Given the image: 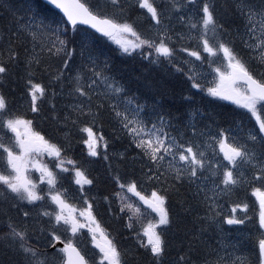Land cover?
<instances>
[{
  "label": "snow or ice",
  "instance_id": "obj_1",
  "mask_svg": "<svg viewBox=\"0 0 264 264\" xmlns=\"http://www.w3.org/2000/svg\"><path fill=\"white\" fill-rule=\"evenodd\" d=\"M111 5L117 8L121 15L126 13L127 8L132 5L120 6L119 0H110ZM196 0H186L187 5H192ZM48 3L54 6L63 14V19L57 23L55 30L51 25L45 24L43 21L36 22L35 17H32V23L21 25V30L28 31L33 39L36 38V31L33 29H41L42 32H50L56 36L59 47H55V53H64L68 59L63 60L64 67L67 68L70 64L71 58L76 52V47L71 50L67 48L69 43L78 45L80 54L83 57L85 51L89 48L92 40V34L84 32L80 35L79 39L75 35L68 36L69 26L71 31L76 33L79 31L78 25H87L89 28L94 29L96 33L109 38L116 36L132 37V39L117 40L121 49L125 53L131 50L143 48L147 46L154 49L158 56L165 58L171 57L173 49L169 47L167 40L171 37L167 36L168 29L164 27L161 31L163 24V17L165 11L171 13L172 11L179 12L183 7L177 0H170L169 9H159L154 0H133V3L138 5L140 9H146L150 15L151 21L154 22L153 27L156 28V38L142 36L133 23L127 19H117L115 14L109 15L99 10H94L86 0H48ZM234 7L240 17L244 20V32L241 34L237 30V35L240 36L241 42L245 48L252 49L259 52V63L262 65L259 73L254 72L243 58L235 51L227 41L219 38L217 30L223 28L215 19L213 12V5L208 0H204L202 6L198 11L199 20L197 23H191L192 29L200 27L198 35L194 38L198 41V47H202L203 52L207 53L209 57L217 56L219 53L223 55L224 66L216 67L213 71L218 78L215 86L209 87L207 92L210 96L220 97L224 100H230L243 109H246L251 117L255 119V124L258 126V133H249V140L252 142L253 147L250 149L247 144L227 143L225 133L222 130L219 133L218 144L220 152L223 153V158L228 162L231 167L223 166L222 162L213 166L212 175L217 176L220 167H223V178L219 183H214L213 189H206L201 184H197V194L200 192L205 193V200H211L208 208V219L217 222V218L221 217V213L217 211L218 205L215 204V198L221 194H229L232 191V186L243 183L240 176L234 172L239 163L250 164L255 170L252 180L262 182L261 187H253L252 195L256 197L259 202V229L264 230V0H233ZM5 7H9L5 5ZM13 15L15 12L13 11ZM184 19L183 16L180 17ZM63 25V35L67 38H61L59 33L60 26ZM227 31V30H226ZM18 33L12 31L10 33L9 43V61L18 59V53L14 50L13 46L16 40L11 37H16ZM247 36V39H244ZM183 39V36H181ZM190 56L201 60V52L198 50H190L183 48ZM48 51H52L48 49ZM28 78L25 82L26 94L31 98V111L38 112V95L42 97L45 89L38 83H34L31 79L33 72L31 66L33 62L37 65L41 63L38 58L27 57ZM88 60L91 64V72L94 79L87 87L81 85V77L79 74L76 76L74 88L71 93L78 94V97H87L89 101L92 99L90 89L96 84L97 80H103L107 83V78L104 77L101 71L96 70V60L89 54ZM211 65V61H210ZM87 67V65H86ZM9 69L6 62H0V76L8 74ZM63 76V71L53 77L57 82H60ZM193 81V88H200L201 85L195 82L193 76H189ZM107 87L113 89L116 93L122 89L107 84ZM70 93V94H71ZM55 95V93H53ZM55 105H53V108ZM72 112L78 113L79 116H89L92 118V123H95L96 115L99 113V108L103 107L102 104L97 106L96 115L93 114L90 104L85 105L83 102L76 103L70 106ZM7 112V101L3 95H0V130H6L14 134V142L4 143V137L0 136V165L4 167L0 169V185H3L8 194H11L16 201L27 202L29 205H35L37 202H43L46 198L55 205V210L48 211L42 209L38 215L41 217L49 218V227L45 229L40 228V233H47V245L55 250V254L49 258L45 256L43 259H37L39 252L36 247L30 243L29 226L25 222L22 228L16 226L11 220L7 223V231L0 232V248L3 249L4 259H0V264H90L86 259L81 249L75 242L77 234L81 233L82 229H87L88 234L96 249L99 250V260L96 264H123L122 254L117 245L112 239L108 237L104 229L101 227L96 216L93 214V207L84 199L86 208H77L75 205L70 204L67 200V189L57 190V173L44 163L41 159L45 154L48 157L55 158V167L63 172H68L70 169L64 167L65 160L62 158L63 149L57 144L52 143L46 139L38 131H34L31 127L32 121L25 119L19 115H5ZM116 116L122 117L123 129L131 137L132 143L142 153V160L148 163L141 165L142 168L147 167L148 173H145V179L148 181H155L160 184H168V188L162 189L164 193L169 190H177L178 184H183L185 181L189 185L196 184L201 180L205 168V152L199 150V145L193 144L191 141L183 140V133L177 136H172L166 131V125L163 116L159 117L160 125L155 123L148 127L147 123L139 118L138 112H133L131 118L129 117L128 110L123 113L116 111ZM54 119H58L55 115ZM70 119L69 115L64 116V120ZM73 124L78 123L77 119H72ZM80 131L87 134V139L83 143L87 145L89 155L95 157L98 155L97 145L103 142L105 149L108 147V142L103 135H97L93 131L92 126H85L80 128ZM193 135H196V129L193 126ZM123 156V153L120 154ZM169 157L171 159H169ZM108 160L107 155L104 156ZM166 162V166H165ZM68 164L73 167L71 171L74 172V183L80 186V191L83 194V186L85 184H92V180L88 179L84 172L76 166L75 161L67 160ZM29 168L35 169L39 173V180L35 181L28 173ZM161 169H164L161 171ZM163 178V179H162ZM117 184L123 190L134 194L151 210L155 213V218L148 221L145 226H142L143 237H146L147 242L144 243L142 238L139 239L140 247L149 251L151 258L156 261V264H162V259L165 254V240L162 236L161 226H170L171 219L169 210L165 206L166 195L161 194V190L153 189L151 195H145L138 190V185L135 180L124 184L120 182L119 177H115ZM208 177H203L207 180ZM248 178L245 177V180ZM47 184L46 196L42 194L43 189L38 185ZM220 184L224 188H220ZM219 189V192L216 191ZM211 191L212 197L207 193ZM119 196V193L116 194ZM7 198V196L5 197ZM106 199V198H105ZM12 207H16L13 204ZM129 210L135 213H140V208L128 204ZM237 208L247 209L246 203H236L232 207V213L236 212ZM123 211V208L121 209ZM23 211L25 221L30 213L26 210ZM78 213V215H77ZM82 218V219H81ZM131 221V218H129ZM221 223L227 225L243 224L244 220L237 219L235 215H223L220 222H217V227H221ZM64 227L65 232L70 233L71 236L67 239L63 238L57 232V228ZM132 227V223L128 224ZM36 231L35 228L32 229ZM139 238V234H138ZM39 239V237H37ZM56 242L63 244V247L56 249ZM19 256L21 259L16 260L13 257ZM259 257L260 264H264V238L259 239ZM184 259V257H181ZM216 264H227L222 258H218ZM235 264V262H231ZM240 264H245L243 260Z\"/></svg>",
  "mask_w": 264,
  "mask_h": 264
},
{
  "label": "trees",
  "instance_id": "obj_2",
  "mask_svg": "<svg viewBox=\"0 0 264 264\" xmlns=\"http://www.w3.org/2000/svg\"><path fill=\"white\" fill-rule=\"evenodd\" d=\"M86 1L94 10H99L109 15L115 14L117 19H127L134 24L135 28L149 35L146 37L156 38L153 35L154 22L151 21L146 9H140L138 5L132 3V6L127 8L126 13L121 15L118 9L111 5L110 0ZM203 2L204 0L202 3L190 6L181 4L183 7L179 12L172 11L169 13L165 11L162 26L184 28L185 24H187L189 27V16L186 14L189 8H192V15L194 16V20L191 19V23H197L199 20L198 11ZM119 3L120 6L131 5V0H120ZM154 3L159 9L164 10L169 9L171 6L166 5L163 0H158ZM210 4L213 5L217 23L223 25V28L217 30L218 37L233 46L247 65L258 74L262 67L259 63V52L245 48L240 36L237 35V30L243 34L245 22L236 11L233 0H213ZM5 5L9 7L6 8ZM13 11L15 15H13ZM181 16L184 17L183 20L180 19ZM32 17H35L36 22L43 21L45 24L51 25L53 30L56 29L57 23L62 20L59 15L37 0H0V62H6L9 69L8 74L0 76V95L6 98L7 113L31 120L33 122L31 127L34 131L40 132L46 139L60 146L64 152H68L69 159L75 161L76 166L83 172L84 169L88 171L87 176L95 184L91 192L100 201L91 202L95 213L99 216L100 221L109 227L108 229L112 230L116 236H119L118 243L120 246L122 242L126 241L121 248L123 250L124 264H156V261L151 258L149 251L140 249L131 241L132 237L130 236V238L124 231L122 223H125L127 213L115 207L118 204L112 199L113 192L110 188L115 177H119L120 181H125V179L136 174V177L140 178L143 174L141 165L144 160L129 162L128 156L120 158V154L126 152L128 147L120 145L114 148L110 145L111 143L121 144V142H127L125 133L122 134V139L120 136H113L117 132L112 125L114 108L109 110V104L113 102H110L111 100L109 99H94V97L115 95L129 97L143 93L144 97L155 96L166 101L172 95L175 101L179 97V102L169 108L172 109L173 113H176L177 106L181 105L180 102L182 103L180 96L185 90L184 85L170 81L168 79L170 72H161L152 76L151 63L147 64L142 59H135L133 55L128 57L110 41L99 38L82 28H78L79 31L76 33L69 29L68 36L75 35L79 39L84 32L92 34L93 38L89 48L82 57L78 45L69 43L67 48L71 50L76 47V52L71 58L69 66L65 68L63 60L68 59V57L63 52L54 54L55 47H59L55 35L50 32H42L41 29H33L37 33L36 38L33 39L28 31L21 30V25L32 23ZM63 28L64 26L61 25L59 33L61 38H67L63 35ZM12 31L18 33L16 37H11V39L16 40L13 48L19 54L18 59L15 61L8 60L10 33ZM171 35L173 36L171 40L173 42L168 45L173 49L172 56L174 59L163 58V62L164 64H170V70L175 67L184 69L178 60L181 57L180 51L185 52L180 50L182 47V44H180L181 40L173 34H170L169 37ZM156 39L159 42L158 37ZM244 39H247V36H244ZM189 45L190 47L198 48L203 57L204 65L210 63L208 54L203 52L202 47H198V44H194V42L186 44V46ZM48 49L52 51L50 52ZM89 54L96 60V70L101 71L104 77L107 78V83L103 80H97L96 84L89 90L92 95L91 101L87 97H78V94L71 93V89L75 86L77 74L81 77V85L85 87L91 82V79H94L90 70ZM29 56L38 58L41 61L39 65L33 62L31 79L45 89L42 97L37 94L39 97L37 100L39 110L36 113L31 111V98L26 94L25 88L29 71L26 66V58ZM60 71H63V76L60 82H57L53 77L58 75ZM181 75H185L184 70H182ZM107 84H113L114 88L118 87L122 91L116 93L113 89L108 88ZM80 102L85 105L90 104L94 115L97 113V106L103 105V107L99 108L94 124L91 117L79 116L78 113L72 112L70 106ZM187 104L190 105V103ZM53 105H55L54 108ZM184 106L185 104L179 106V110L184 109ZM194 108L196 107L193 106ZM198 109L203 114L210 111L213 123L210 126L213 128L227 129L232 125L233 121L241 122L242 124L251 122L250 125L254 126L253 117L248 113L247 115L242 114L240 110L226 103L208 101L203 92L198 93ZM54 115L58 119H54ZM65 115H69L70 119L65 121ZM77 118L78 123L73 124L71 120ZM180 118L181 115L178 114L172 119ZM204 118L205 116L202 117V119ZM85 126H92L93 131L97 135H103L108 142L107 149H104L105 152L98 151L103 159L94 160L93 165L83 161L82 158L85 147L83 140L87 139V134L81 132L80 128ZM199 126L203 128L204 122L200 121ZM112 152L114 153L112 154L114 158L110 155ZM138 153L142 157L140 150H138ZM105 155L109 157L108 160L104 159ZM68 165L71 170L73 166L71 164ZM0 167L3 168L4 166L0 165ZM163 170L161 169V171ZM236 170L237 167L234 172L237 176H240V170L238 172L239 175ZM254 171L253 168L250 170L246 169L244 175L240 176L241 180L244 181L243 183L232 186L231 193L221 194L215 198V204L219 206L217 211L221 213V217L217 218V222L221 221L223 215H232L234 204L246 203L248 205L246 210L242 208L236 209V212L239 211V219L244 220L243 224L227 225L221 223V227H217V222L207 218L211 200H205L204 192L197 194L196 184L189 185L185 181L183 184L177 185L178 191L174 189L164 193L168 202L167 209L170 213L171 224L162 231L163 239L166 242L162 264H216L218 258H222L227 264H231L233 261L235 264H240L241 260L245 264H260L259 239L264 238V230L259 229L260 209L252 195V188L261 187L262 182L251 179ZM101 173L106 177H103ZM222 177L223 173L220 175V178ZM245 177L248 179L245 180ZM165 184L162 189L168 188V185ZM220 188H224V186L220 184ZM216 191L219 192V189H216ZM211 193L210 191L207 195L212 197ZM105 198L109 200L107 205L104 203ZM4 200V202L0 201V226H7L9 220L15 223L20 214L19 208L12 207L14 203L21 207L19 203L7 198H4ZM101 208L103 210L102 213H100ZM27 211L32 215V220L34 221L35 216L28 208ZM118 214L121 216L117 219L116 216ZM102 216L104 218H101ZM235 217L238 219L237 216ZM41 227L46 229L44 222L39 226H29V243L37 248L40 254L37 259H43L45 256L51 258L54 254L47 250V233L41 234L39 231ZM33 228L36 229L35 232L32 231ZM5 230L7 231V228ZM123 233L124 235H122ZM127 243L131 245H126ZM140 256L142 260L138 259ZM181 257H184V259H181ZM4 258L3 249L0 248V259ZM13 258L16 260L21 259L19 256H14Z\"/></svg>",
  "mask_w": 264,
  "mask_h": 264
},
{
  "label": "rangeland",
  "instance_id": "obj_3",
  "mask_svg": "<svg viewBox=\"0 0 264 264\" xmlns=\"http://www.w3.org/2000/svg\"><path fill=\"white\" fill-rule=\"evenodd\" d=\"M185 2H186V0H185ZM208 2L209 3H211V1L210 0H208ZM178 3H181V2H178ZM187 6H190V5H187ZM189 13H190V11L189 10H187V12H186V14L187 15H189ZM192 23H194V22H192ZM163 25V24H162ZM164 27L165 26H162L161 27V31H163V29H164ZM167 28V27H166ZM168 29V31H167V36H169L170 34H173L174 36H176L178 39L180 38L181 39V36H183V39H181V40H184V43H185V46H186V44H188L189 42H194V44L195 43H198V41L196 40V39H194V38H190V37H193V36H195V35H198V33H199V30H200V27H199V25H198V27H197V29H192L191 28V26H190V29H187L186 31H184V29L183 28H181V27H177V28H173V26H170V27H168L167 28ZM154 30H156V28L154 29ZM156 35H157V31H156V33H155ZM171 38L173 37L172 35L170 36ZM185 37V38H184ZM123 39H132V37H130V36H128V37H125V36H116L115 37V42L117 41V40H123ZM168 41V40H167ZM116 44L117 45H119L120 46V44H118L117 42H116ZM121 47V46H120ZM188 47H190V45L188 46ZM145 46L143 47V48H138V49H135V51H138V52H144L145 51ZM191 48V47H190ZM193 48V47H192ZM196 49V47H194V50ZM187 55H189L188 53H187ZM192 57V56H191ZM195 58V57H194ZM196 61L195 60H193V65L191 66V69H190V67L188 68V70L190 71V70H193L194 68H193V66H194V63H195ZM222 66H224V64L222 65ZM216 68V67H215ZM196 71H197V73H198V76H199V78L201 79V80H204V82L205 83H207L210 87H213V86H215V83H216V81H217V77H216V74H215V72H206V70H203V69H196ZM213 97V96H212ZM213 99L214 100H220V101H225V102H228V103H231V104H233V105H237V104H235V103H233L232 101H230V100H224V99H221L220 97H213ZM238 106V105H237ZM236 129H237V133H239L240 132V134H238L237 136H240V137H244V136H246V135H248L249 136V133H252V134H254V132H251V130L249 129V130H246L245 128H243L242 126H236L235 127ZM5 134L6 135H8V136H13L14 137V134H12V133H10V132H7L6 130H5ZM236 140H238V137H236ZM98 152V151H97ZM82 158H83V160L84 161H88V160H90V162H91V160H93V159H95V158H97V160H99L100 158H101V155L99 154V152H98V155L97 156H95V157H93V156H91V155H89V150H88V147H87V145L85 144V147H84V154H83V156H82ZM42 160H43V162L44 163H46V164H48V166L49 167H51V164H53L54 166H55V158H53V157H48L46 154L41 158ZM88 159V160H87ZM165 165H166V162H165ZM240 165V164H239ZM64 167H66V168H68L69 169V166H68V164L66 163V161H65V164H64ZM55 169L56 170H58V173L61 175V176H66L67 177V175H69L71 178H72V175H73V171H68V172H63V171H61L60 169H57L56 167H55ZM28 173L30 174V177L33 179V175H34V178H36V177H38V180H39V173L38 172H36L35 171V169H32V168H29V170H28ZM85 173H87V170L85 169L84 170V174ZM33 174V175H32ZM86 175V174H85ZM37 180V181H38ZM202 180H200V182H201ZM213 181H215V183H219V181L218 180H212V181H208V180H203V183H202V185H205L208 189H213L214 188V183H213ZM199 182V183H200ZM74 183V182H73ZM121 183H124V184H127V182H121ZM129 183V182H128ZM75 184V183H74ZM45 186L43 187V189H44V194H45V196H46V193H47V184H44ZM76 185V184H75ZM223 185V184H222ZM1 186H3V185H1ZM213 186V187H212ZM224 186V185H223ZM4 187V186H3ZM76 187H80L79 185H76ZM206 187H204V188H206ZM110 188H111V191L113 192V200H115V202L118 204V206H115V207H118V208H120V209H122L123 208V211H125L126 213H127V215H126V219H125V224H127V227H128V224L131 222L132 223V226H135L136 228H138V230H141L140 232H138V234H139V238H138V234L137 235H135V237H136V239H140V238H142L143 240H144V243H146L147 242V239H146V237H143V231H142V226H145L147 223H148V221H150V220H153L154 218H155V213H152L151 212V210L150 209H148L147 208V206H144L143 205V203L138 199V197H136L134 194H132V193H130V192H128L127 191V188H125V189H121L120 187H119V185L117 184V182H116V179H114L113 180V182H112V185L110 186ZM57 190H58V188H57ZM210 192V191H209ZM117 193H119V196H117L116 194ZM143 193V192H142ZM202 193V192H201ZM143 194H145V195H151V194H147V193H143ZM161 194H164L163 193V191H161ZM212 194V193H211ZM254 199H255V201H256V203H257V206H258V208H259V202L257 201V199H256V197L254 196ZM109 202V201H108ZM128 204H132L134 207H138V208H140V213H135L134 211H132V210H129V208L127 207V205ZM42 206V209H44V210H48V211H53V210H55V205H54V207H53V204H51V201L50 200H48L47 198H46V205H45V208H43V206H44V203H43V205H41ZM41 209V210H42ZM77 215H78V213H77ZM232 215H235V216H237L238 217V219H239V211H237V212H235V213H232ZM45 218H47V219H49L48 217H45ZM129 218H131V221H130V219ZM82 219V218H81ZM163 226H161V228H162ZM62 230H64V227H60ZM129 228V227H128ZM65 231V230H64ZM90 246L91 247H93L92 246V244H90ZM97 251H99L98 249H97ZM97 259H99V258H97Z\"/></svg>",
  "mask_w": 264,
  "mask_h": 264
},
{
  "label": "water",
  "instance_id": "obj_4",
  "mask_svg": "<svg viewBox=\"0 0 264 264\" xmlns=\"http://www.w3.org/2000/svg\"><path fill=\"white\" fill-rule=\"evenodd\" d=\"M42 1H44V2H46L47 4H49L48 3V0H42ZM50 5V4H49ZM53 9H55L54 8V6H52V5H50ZM55 10H57L61 15H63L58 9H55ZM84 27H86V28H88L89 30H91V31H93L95 34H97V35H99V36H101V37H103V38H109V37H106V36H103L102 34H100V33H96L95 32V30L94 29H91V28H89L87 25H83ZM56 247H63V245L61 244V243H59V242H56ZM53 249V248H52Z\"/></svg>",
  "mask_w": 264,
  "mask_h": 264
},
{
  "label": "bare ground",
  "instance_id": "obj_5",
  "mask_svg": "<svg viewBox=\"0 0 264 264\" xmlns=\"http://www.w3.org/2000/svg\"><path fill=\"white\" fill-rule=\"evenodd\" d=\"M1 43V42H0ZM12 72V71H11ZM101 175L103 176V177H106L104 174H102L101 173ZM15 224H16V226L17 227H19V228H22L23 227V225L21 224V223H16L15 222ZM5 228H7V226H0V232H5L6 230H5ZM126 243V241L125 242H122V244H121V248H122V245H124ZM131 245L130 243H127L126 245ZM139 260H142V258H141V256L138 258Z\"/></svg>",
  "mask_w": 264,
  "mask_h": 264
},
{
  "label": "flooded vegetation",
  "instance_id": "obj_6",
  "mask_svg": "<svg viewBox=\"0 0 264 264\" xmlns=\"http://www.w3.org/2000/svg\"><path fill=\"white\" fill-rule=\"evenodd\" d=\"M90 238H88V240H89ZM91 240V239H90Z\"/></svg>",
  "mask_w": 264,
  "mask_h": 264
}]
</instances>
